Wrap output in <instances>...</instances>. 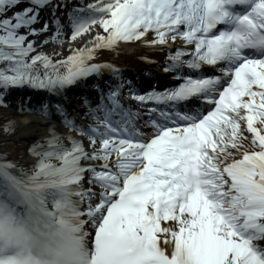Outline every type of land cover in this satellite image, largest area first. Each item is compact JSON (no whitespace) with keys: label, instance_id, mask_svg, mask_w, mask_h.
<instances>
[{"label":"snow or ice","instance_id":"6c2138e0","mask_svg":"<svg viewBox=\"0 0 264 264\" xmlns=\"http://www.w3.org/2000/svg\"><path fill=\"white\" fill-rule=\"evenodd\" d=\"M21 2L0 0V103L16 88L56 92L105 70L115 79L117 67L94 61L129 43L167 49L164 72L181 82L139 93L121 79L89 104L98 123L65 114L91 153L53 134L47 148H32L23 183L0 162V264H264V0H91L69 10V39L93 27L103 34L58 61L28 37L49 31L48 21L33 25L51 7L54 31L40 48L63 43L56 10L68 5L27 0L5 17ZM193 100L213 107H187ZM86 172L101 191L83 188Z\"/></svg>","mask_w":264,"mask_h":264},{"label":"bare ground","instance_id":"6f19581e","mask_svg":"<svg viewBox=\"0 0 264 264\" xmlns=\"http://www.w3.org/2000/svg\"><path fill=\"white\" fill-rule=\"evenodd\" d=\"M45 20H50V18H44ZM43 19V20H44ZM44 21L39 20V23ZM61 22L64 25L65 35L61 37L63 43H46L40 48V42L45 40L46 37H51L54 31V27L49 25V31L39 35V36H29V40H34L37 45V50L42 51L43 53L49 55L52 51H56L57 55L65 50H68V54L72 49H79L85 47V45L92 40L97 34H103V30L99 27H93L91 31L83 34L72 44H67V24ZM39 23L33 25L34 28L39 29ZM19 31L25 32L24 28H21ZM148 39L151 40L148 36ZM122 50H130L134 47L143 46L140 43H129L127 45H121ZM35 54V53H33ZM101 58L108 59L110 62L116 61V55L114 53H104ZM57 61V60H54ZM99 61V60H97ZM78 92L67 93L66 98L63 100L62 104H56L55 107L49 106L45 103V98L47 96L36 93V97L32 98V94L25 93L18 90L16 95L7 94L4 97L6 102V109L4 114L7 117V122L4 125H0V160H7L25 172L27 177L30 174H33V166L36 163V156L30 154L29 147L37 146V140L41 137L45 138L46 136L57 137L58 142L64 146H70L71 140L70 137L78 142H80L86 152L91 153L93 148L90 144L88 135L81 134L75 131L74 128L66 126L64 123V115L66 114L69 118H73L77 125H94L96 122L91 121V118L88 117L89 104H82L81 100H84L88 97L84 96L77 97ZM40 98L43 102H40ZM80 101L82 108L80 113L75 115L74 107ZM86 101V100H85ZM89 101V99H88ZM92 106V105H91ZM19 109V110H18ZM14 115V116H12ZM248 144V141L244 142ZM98 144V140L95 145ZM97 148V146H95ZM32 150V149H30ZM32 152V151H31ZM114 158V157H113ZM102 161L100 160H82V166L89 165H100ZM88 173V172H87ZM95 191L99 192L101 189L98 185H95L93 188ZM4 193V188L0 189V194ZM51 196L48 197L50 199ZM47 199V201H48ZM24 209L21 207L20 211ZM85 219V218H84ZM87 220V219H86ZM260 243L264 244V241Z\"/></svg>","mask_w":264,"mask_h":264},{"label":"rangeland","instance_id":"374dc122","mask_svg":"<svg viewBox=\"0 0 264 264\" xmlns=\"http://www.w3.org/2000/svg\"><path fill=\"white\" fill-rule=\"evenodd\" d=\"M40 28H42L41 25H39ZM67 44H72L74 41H71L69 39V36H67ZM68 50H65V51H62L60 52L58 55L56 54L57 52L56 51H52L49 56H53L55 58H58V57H62L65 53H67ZM5 109H6V105L3 104V103H0V125H4L6 122H7V117L6 115L4 114L5 112ZM19 110V109H18ZM14 116V115H12ZM76 132L80 133L79 131L75 130ZM52 136H46L45 138L41 137L39 140H37V146H41V147H44V148H47L48 146V140L51 138ZM97 146V149L100 147V143H99V140H98V144L95 145ZM32 149V147H29V150ZM36 158V157H35ZM37 159V158H36ZM55 161H58V160H55Z\"/></svg>","mask_w":264,"mask_h":264}]
</instances>
